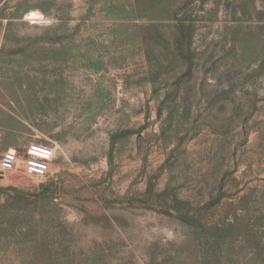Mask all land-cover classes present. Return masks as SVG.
I'll list each match as a JSON object with an SVG mask.
<instances>
[{"label":"rangeland","instance_id":"rangeland-1","mask_svg":"<svg viewBox=\"0 0 264 264\" xmlns=\"http://www.w3.org/2000/svg\"><path fill=\"white\" fill-rule=\"evenodd\" d=\"M8 150L0 264H264V0H0Z\"/></svg>","mask_w":264,"mask_h":264},{"label":"built area","instance_id":"built-area-1","mask_svg":"<svg viewBox=\"0 0 264 264\" xmlns=\"http://www.w3.org/2000/svg\"><path fill=\"white\" fill-rule=\"evenodd\" d=\"M51 151L36 145L27 150V157L23 159V173L31 177L42 178L48 171ZM20 157L16 151L8 150L0 156V171L11 172L15 170Z\"/></svg>","mask_w":264,"mask_h":264}]
</instances>
